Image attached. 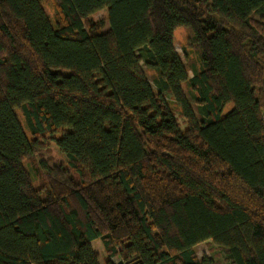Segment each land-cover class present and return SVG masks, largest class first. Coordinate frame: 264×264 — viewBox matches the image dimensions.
<instances>
[{"label":"trees","instance_id":"obj_1","mask_svg":"<svg viewBox=\"0 0 264 264\" xmlns=\"http://www.w3.org/2000/svg\"><path fill=\"white\" fill-rule=\"evenodd\" d=\"M255 15L264 0H0V264H99L95 239L105 264H214L204 241L264 264Z\"/></svg>","mask_w":264,"mask_h":264},{"label":"rangeland","instance_id":"obj_2","mask_svg":"<svg viewBox=\"0 0 264 264\" xmlns=\"http://www.w3.org/2000/svg\"><path fill=\"white\" fill-rule=\"evenodd\" d=\"M41 5L44 8L47 17L50 21V23L52 25H54V8L51 4L41 1ZM105 11H99L97 13L94 14L95 18H101L103 16H105ZM254 19L256 20H262L264 22V16H259V15H255ZM188 36H189V32L188 30L183 27H177L174 29V35H173V44H174V48L175 50L179 53L181 59L183 60V62L186 64V58L184 55V49L186 50L187 54H188V58L190 60H192L195 64V66H197L198 64V55H197V51L194 48V46H192L189 41H188ZM188 75L191 76L192 72L188 71ZM146 76L149 78V74H147L146 72ZM150 79V78H149ZM150 81L152 82V80L150 79ZM153 84V83H152ZM168 99H170V97H167ZM233 104L231 102L227 103L224 107H223V113L228 112L231 108H232ZM175 115L177 116L178 120L181 122L182 119L178 116V109H175ZM18 118L22 124V126L24 127V119L22 117V115L19 113V111H16ZM182 124V123H181ZM183 126V125H181ZM25 129V128H24ZM25 133L27 134V131L25 129ZM28 136V135H27ZM33 163L26 162L25 163V167L32 173V178H33V183L36 187H39V183H40V178H39V174L36 175V172L34 171V167L32 165ZM92 247L94 249V251L97 253L98 258H99V264H105V259H106V252L102 246V243L100 241V239H95L92 243ZM194 251L196 252V255L201 258V257H205L210 259L214 264H229L228 260L225 257V254L223 252L222 249L216 247V245H214L213 243H211L210 241H204L201 242L197 245L194 246ZM111 259L117 264L119 261H121L120 258L114 256L111 257ZM122 262V261H121ZM123 264V263H122Z\"/></svg>","mask_w":264,"mask_h":264},{"label":"water","instance_id":"obj_3","mask_svg":"<svg viewBox=\"0 0 264 264\" xmlns=\"http://www.w3.org/2000/svg\"><path fill=\"white\" fill-rule=\"evenodd\" d=\"M117 264H122V262H121V261H119Z\"/></svg>","mask_w":264,"mask_h":264},{"label":"built area","instance_id":"obj_4","mask_svg":"<svg viewBox=\"0 0 264 264\" xmlns=\"http://www.w3.org/2000/svg\"><path fill=\"white\" fill-rule=\"evenodd\" d=\"M263 119H264V113H263Z\"/></svg>","mask_w":264,"mask_h":264},{"label":"crops","instance_id":"obj_5","mask_svg":"<svg viewBox=\"0 0 264 264\" xmlns=\"http://www.w3.org/2000/svg\"><path fill=\"white\" fill-rule=\"evenodd\" d=\"M93 242V241H92Z\"/></svg>","mask_w":264,"mask_h":264}]
</instances>
